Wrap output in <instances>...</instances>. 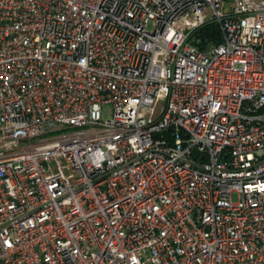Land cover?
Returning <instances> with one entry per match:
<instances>
[{"label":"built area","instance_id":"built-area-1","mask_svg":"<svg viewBox=\"0 0 264 264\" xmlns=\"http://www.w3.org/2000/svg\"><path fill=\"white\" fill-rule=\"evenodd\" d=\"M0 264H264V0H0Z\"/></svg>","mask_w":264,"mask_h":264},{"label":"trees","instance_id":"trees-1","mask_svg":"<svg viewBox=\"0 0 264 264\" xmlns=\"http://www.w3.org/2000/svg\"><path fill=\"white\" fill-rule=\"evenodd\" d=\"M194 44L199 49H204L207 45L219 43V31L215 23H205L193 33Z\"/></svg>","mask_w":264,"mask_h":264},{"label":"rangeland","instance_id":"rangeland-1","mask_svg":"<svg viewBox=\"0 0 264 264\" xmlns=\"http://www.w3.org/2000/svg\"><path fill=\"white\" fill-rule=\"evenodd\" d=\"M105 116H106V114H105ZM55 134H56V133H54V134H48V135H45V136H41V137H39L38 139H45V138L51 137L52 135H55ZM231 201H232V202L235 201V196H234V195L231 196Z\"/></svg>","mask_w":264,"mask_h":264}]
</instances>
